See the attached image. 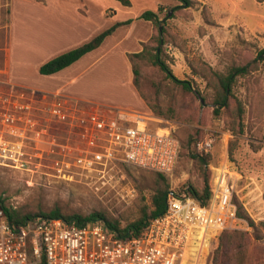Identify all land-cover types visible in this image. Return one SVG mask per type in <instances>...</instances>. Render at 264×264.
I'll return each instance as SVG.
<instances>
[{
	"label": "rangeland",
	"instance_id": "374dc122",
	"mask_svg": "<svg viewBox=\"0 0 264 264\" xmlns=\"http://www.w3.org/2000/svg\"><path fill=\"white\" fill-rule=\"evenodd\" d=\"M7 1L0 0V69L3 72L0 78H6L4 54L9 41L10 84L37 89L43 85L42 79H47L43 77L49 76H41L36 70L38 60L32 59L31 54L21 55L17 48L16 37L17 41L23 38L24 46L31 47L34 35L29 22L13 18L9 39ZM141 1L134 0V13L140 10ZM207 1L209 3L193 0L192 6L173 10L170 16L168 11L181 2L178 0L177 5L167 6L159 14L162 23L157 26L151 21V36L142 43V49L147 43L153 50L160 35L162 58L178 79L192 81V92L185 91L147 58L136 59L140 70L136 87L130 60V55L136 52H132L126 59L116 55L96 61L70 81L60 94L74 93L104 107L111 105L127 110L154 113L152 107L155 106L165 115L154 114L170 121L181 141L187 143L190 140L192 153L196 152L194 143L198 138L213 135L215 142L206 168H201L187 149L183 150L174 175L168 177L169 189L181 192L184 186L191 184L202 188L207 175L211 187L212 167L227 162L239 176L235 199L259 224L264 221V60L253 62L249 72L238 76L233 85V93L244 107L241 126L235 119L234 99L229 108L215 113L212 102L215 88L212 83L209 85L206 75L208 66L227 73L232 66L258 59L264 48V0ZM108 13L112 14L113 9H108ZM76 67L65 72V76L71 78L78 74ZM49 85L54 86L55 80H48L46 86ZM59 133L65 135L63 131ZM71 142L76 144V137ZM51 164L46 160L35 172L0 165V195L7 204L24 211H49L59 207L64 213L87 215L101 210L126 221L137 216L141 202L151 203V195L157 186L153 171L132 164L121 163L117 169H112L109 178L113 180L107 185L95 182L98 178L95 172L77 174L72 179L55 177L50 172ZM246 221L244 228L228 230L246 232L248 237L243 249L234 251L228 264H264V239H254V229L249 220ZM263 231L261 228L260 233Z\"/></svg>",
	"mask_w": 264,
	"mask_h": 264
},
{
	"label": "built area",
	"instance_id": "2783aa9c",
	"mask_svg": "<svg viewBox=\"0 0 264 264\" xmlns=\"http://www.w3.org/2000/svg\"><path fill=\"white\" fill-rule=\"evenodd\" d=\"M1 85L0 78L1 166L35 172L49 160L55 177L95 172L100 185L111 183L109 172L121 163L174 175L181 144L170 121L118 107L88 109L60 94ZM214 142L207 134L194 146L210 153ZM212 168L207 203L171 190L165 213L139 237H120L101 220L79 224L61 217L38 216L16 228L0 208V264H207L220 234L247 224L234 200L238 173L227 162Z\"/></svg>",
	"mask_w": 264,
	"mask_h": 264
},
{
	"label": "trees",
	"instance_id": "16d2710c",
	"mask_svg": "<svg viewBox=\"0 0 264 264\" xmlns=\"http://www.w3.org/2000/svg\"><path fill=\"white\" fill-rule=\"evenodd\" d=\"M118 1L124 6L131 5V0H118ZM179 1L181 2V5H177L173 7V10H176L184 6L189 7L193 5V0H179ZM163 9L164 7L159 6L157 11L146 10L142 12L140 18L150 20L154 24L159 26L162 23L159 14L161 11H163ZM126 22H130V21H126ZM119 24L120 23H116L112 27L103 30L101 33L96 35L90 41L76 48L68 50L64 53H61L58 56L48 60L47 62H45L40 66L39 69L40 73L43 75H49L72 65L74 62L79 60L83 55L99 47L106 38V36L111 34ZM162 33L163 34L165 33V27H163ZM161 42L162 39L160 38L159 35L157 37V45L153 47V50H150L147 43H144L143 49L140 52H136L130 55V60L132 62V69L134 73L133 81L135 86L138 87L139 76H140V70L137 66L136 59L147 58L153 64L160 67L161 70L166 72L168 77L172 78L175 81V83L180 84L185 91L192 92L194 87L192 81L178 79L173 74L166 60L162 58L163 48H159V44ZM165 42L166 40L164 39V43ZM259 59L264 60V48L259 52L258 59L254 58L252 61H249L245 65L232 66L227 73H220L208 66V70H207L208 74L206 76L208 78L209 85L212 83L215 88V93L212 102L215 105L214 111L216 114H219L223 109L229 108L232 103V100L234 99L235 111H236L235 119L238 120V124L240 126L242 125L244 107L241 101L234 95L233 85L236 82L237 77L248 73L249 70L251 69L252 63L256 62ZM197 90L198 92H200L199 89ZM203 98L205 99V101H207V98L205 96ZM152 108L154 109V113H157L158 115H165V113L162 110L157 109L155 106H153ZM179 140L181 144L179 161L182 157L183 150L187 149L191 158L195 159L199 163L201 168L203 169L206 168L210 160V155H209L210 153L202 154L199 153L196 149H195L196 152L192 153L190 152V147H189L190 140L187 141V143L181 141L180 138ZM150 171H153L157 183V186L151 195V203L148 204L146 202H141L137 216L134 217L133 219L130 220L128 219L126 221H123L120 217L107 214L101 210L92 211L87 215H82L80 213H64L59 207H54L49 211H43V210L24 211L21 208H16L7 204L6 200L1 195H0V208L4 210L6 219L9 222V224L16 228L26 224L29 220L38 216L61 217L69 222H76L79 224H83L95 220H101L109 228L116 231V233L120 237H124V238L139 237L143 234L144 229L153 218L158 217L165 213L168 205V194L171 191L169 189V181H168L169 176L167 174L155 170H150ZM174 192L177 195L188 194L190 196H194L202 203H207V201L211 197L209 176L208 175L206 176L202 188H197L191 184L184 186L181 192H177V191ZM234 200L238 207V215L240 217L249 220L250 224L252 225L254 229L252 236L254 237V239L257 240L264 239V233H260L261 228H264V221L260 222L259 224H256L252 220V218L248 215V213L245 211L243 205L239 203L235 198ZM219 237L220 238L216 242H214L211 246V251L207 264H228L229 262L231 263L232 255L234 251L240 248L243 249V246L247 243L248 240L247 233L243 231L225 230L220 234ZM39 264H44V262Z\"/></svg>",
	"mask_w": 264,
	"mask_h": 264
},
{
	"label": "crops",
	"instance_id": "0c3cea01",
	"mask_svg": "<svg viewBox=\"0 0 264 264\" xmlns=\"http://www.w3.org/2000/svg\"><path fill=\"white\" fill-rule=\"evenodd\" d=\"M177 1L150 0L149 2L148 0L146 2L142 0L140 10L134 13V0H131V5L129 6L122 5L118 0H8L7 3L10 9L9 39L13 30L11 22L13 18H19L22 22H29L32 29L31 32L34 35V39L30 42L31 47L24 46L23 38H19L17 41V37L16 45L21 55L31 54L30 57L32 59L38 60L36 70L40 73V66L48 60L90 41L103 30L120 23L111 34L106 36L99 47L86 53L72 65L53 74L43 75L40 73L41 76L49 77H43L47 78L42 79L43 85L33 89L49 94H60L70 81L74 80L83 71L91 68L96 61L108 56L116 57V55L126 59L128 53L140 51L142 43L150 38L152 32L151 21L140 18L142 12L146 10L156 11L159 6L166 8L170 5H177ZM201 1L208 2L207 0ZM108 9H113V13L109 14ZM20 28L22 29V27ZM26 29L27 27L23 25V30ZM9 44L10 42L8 41L4 54L6 78L2 80L1 86L3 89H9L14 86L10 84L8 76L11 54ZM75 66H78L76 67L78 68V74L70 76L71 78L65 76L64 73ZM48 80H55V85L46 86ZM65 93L67 96L62 95L63 97L70 101L78 102L88 109L102 106L88 98L77 97L74 93ZM140 112L152 113L148 110Z\"/></svg>",
	"mask_w": 264,
	"mask_h": 264
},
{
	"label": "water",
	"instance_id": "95a60500",
	"mask_svg": "<svg viewBox=\"0 0 264 264\" xmlns=\"http://www.w3.org/2000/svg\"><path fill=\"white\" fill-rule=\"evenodd\" d=\"M172 12H173V9H170V10L168 11V16H170ZM160 29H162V27H160ZM202 101H203V100H202Z\"/></svg>",
	"mask_w": 264,
	"mask_h": 264
}]
</instances>
